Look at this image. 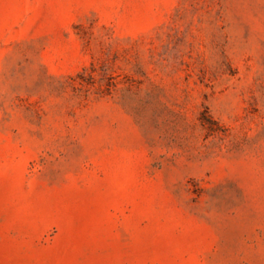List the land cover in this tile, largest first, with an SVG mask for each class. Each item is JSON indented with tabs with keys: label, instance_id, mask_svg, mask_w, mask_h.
Listing matches in <instances>:
<instances>
[{
	"label": "rangeland",
	"instance_id": "1",
	"mask_svg": "<svg viewBox=\"0 0 264 264\" xmlns=\"http://www.w3.org/2000/svg\"><path fill=\"white\" fill-rule=\"evenodd\" d=\"M0 264H264V0H0Z\"/></svg>",
	"mask_w": 264,
	"mask_h": 264
}]
</instances>
